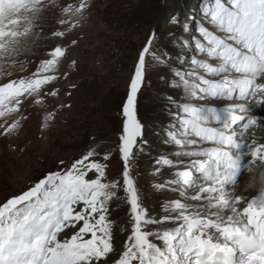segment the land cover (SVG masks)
Returning a JSON list of instances; mask_svg holds the SVG:
<instances>
[{
    "label": "snow or ice",
    "instance_id": "snow-or-ice-1",
    "mask_svg": "<svg viewBox=\"0 0 264 264\" xmlns=\"http://www.w3.org/2000/svg\"><path fill=\"white\" fill-rule=\"evenodd\" d=\"M91 7L92 0H0V76L8 78L0 79V137L19 135L29 118L25 102L45 107L46 97L60 94L59 88L48 86L68 77L60 66L69 48L56 45L29 76L12 78V67L24 69L17 57L30 51L38 22L45 13H58L60 27L51 36L66 38L83 26ZM167 22L183 32L196 24L199 37L190 67H175L171 54L155 46L157 30L151 31L122 105L116 144L120 176H107L113 150L101 153L92 147L63 171L50 172L0 201V264H264V137L258 140L250 132L260 123L252 108L264 103V0H208L199 18L182 20L174 13ZM169 35L174 46L183 47L175 34ZM77 42L73 38L70 44ZM149 58L178 78L172 86L182 87L186 100L177 105L183 115L177 114L166 128L164 143L175 151L155 160L154 175H163L165 166L175 171L153 187L177 194L162 203L157 215L144 204L132 175L146 143L138 94ZM69 66L75 69L76 61ZM209 98L231 103L217 111L192 102ZM65 107L70 105L60 104ZM58 111L45 112L43 129ZM101 155L103 162L94 159ZM242 172L252 174L248 187L258 185L259 195L250 200L235 194ZM114 201L129 206L121 226L128 235L119 251L114 233L118 221L110 218Z\"/></svg>",
    "mask_w": 264,
    "mask_h": 264
},
{
    "label": "rangeland",
    "instance_id": "rangeland-1",
    "mask_svg": "<svg viewBox=\"0 0 264 264\" xmlns=\"http://www.w3.org/2000/svg\"><path fill=\"white\" fill-rule=\"evenodd\" d=\"M207 2L194 0L189 7L185 0H92L86 22L66 38L51 36L60 27L58 13H45L34 29L38 33L30 42L34 45L29 44L30 51L17 57L24 63V69L19 64L12 67V78L29 76L56 45L69 48L68 58L60 66L61 72H68V77L48 86L59 88L60 94L57 98L46 97L45 107L35 106L31 100L25 102L24 110L29 118L23 122L19 135L0 137V201L22 193L50 172L63 171L92 147L113 150L107 176L109 179L120 176L122 161L116 144L122 133V105L126 102L129 77L138 54L156 29L159 35L155 46L171 54L168 59L175 67L187 70L194 40L199 37L196 24L190 23L189 32H183L167 21L174 13H179L182 20L199 18ZM42 26L45 29L39 31ZM170 33L175 34L183 47L174 46ZM73 38L78 41L75 46L70 44ZM72 60L76 61L75 69L69 66ZM148 63L147 79L138 94V118L145 125L146 143L132 167V175L144 204L157 215L162 213V203L173 196L153 187L154 183L166 180L170 170L165 166L163 175H154L155 160L162 153L175 151L174 145L164 143L166 128L177 114L183 115L177 105L186 100L182 87L172 86L173 79L178 78L168 67L155 64L151 58ZM0 79L8 78L0 76ZM169 97L176 103H169ZM222 100L226 99L192 102L215 108ZM61 103L70 107L60 108ZM53 109H59L57 117L49 128L43 129V115ZM152 143L150 150H158L155 157L145 155ZM94 159L103 162L102 155ZM89 177L94 178L91 173ZM128 211L129 206L119 201L110 207V218L118 221L114 229L126 238L128 231H121V226Z\"/></svg>",
    "mask_w": 264,
    "mask_h": 264
},
{
    "label": "bare ground",
    "instance_id": "bare-ground-1",
    "mask_svg": "<svg viewBox=\"0 0 264 264\" xmlns=\"http://www.w3.org/2000/svg\"><path fill=\"white\" fill-rule=\"evenodd\" d=\"M44 29L45 27L42 26L39 29V31H42ZM30 44L32 46L34 45V43H30ZM228 103H231V102L222 100V102H220L219 105L215 106V109L217 111H222L227 106ZM251 115L258 117L260 120V123L253 125L252 128L250 129V132L251 131L255 132L256 138L259 140L262 137H264V103L253 106ZM212 126H217V125H212ZM205 146H209V145H205ZM172 171H175V169H170L167 173L170 174ZM259 171L260 169H257L256 171L257 179H258ZM237 180H238V186L236 187V192H235L236 195H240L246 200H250L254 198L255 196L259 195L258 185L257 187L247 186V184L250 183L252 180V174L242 172V174L237 177ZM167 192L168 194H171L173 198L175 197V193H172L170 191H167Z\"/></svg>",
    "mask_w": 264,
    "mask_h": 264
},
{
    "label": "trees",
    "instance_id": "trees-1",
    "mask_svg": "<svg viewBox=\"0 0 264 264\" xmlns=\"http://www.w3.org/2000/svg\"><path fill=\"white\" fill-rule=\"evenodd\" d=\"M182 1H184V0H182ZM185 3L187 5L189 4L188 5L189 7H192V5L194 3V0H185ZM156 122H158V121H156ZM157 126H155L154 129H156ZM157 131H158V134H159L160 133L159 129H157ZM152 146H153V143L149 144V148L147 150V154H145V155H147L149 157H155L158 154V150H152V151L150 150V148H152ZM96 150L98 152L103 153L104 151H107L108 149H105V148L100 146ZM114 233H115V247H116L117 251H119L122 248V246H123V244H124V242L126 241L127 238L119 230L114 229Z\"/></svg>",
    "mask_w": 264,
    "mask_h": 264
}]
</instances>
